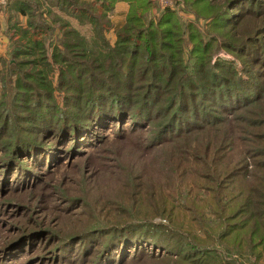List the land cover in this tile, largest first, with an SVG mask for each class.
Masks as SVG:
<instances>
[{
    "label": "trees",
    "instance_id": "obj_1",
    "mask_svg": "<svg viewBox=\"0 0 264 264\" xmlns=\"http://www.w3.org/2000/svg\"><path fill=\"white\" fill-rule=\"evenodd\" d=\"M61 1L93 25L95 41L89 47L70 30L58 37L31 13L28 29L44 35L31 44L53 48V62L36 76L16 63L13 93L0 96V192L7 193L0 213L16 204L27 209L22 215L40 210L24 196L67 165L75 194L51 197L60 196L59 213L77 217L78 228L65 230L60 218L56 231L19 221L22 232L4 238L0 264L30 252L36 258L20 264H241L219 246L264 262V0H183L197 20L210 21L206 33L174 11L155 14L153 0ZM121 3L129 9L112 44L109 15ZM15 9L28 16L35 6ZM88 48L98 51L84 60ZM107 153L115 161L120 153L150 157L149 181L131 176L122 196L111 195L119 184ZM53 238L50 257L37 254Z\"/></svg>",
    "mask_w": 264,
    "mask_h": 264
},
{
    "label": "rangeland",
    "instance_id": "obj_2",
    "mask_svg": "<svg viewBox=\"0 0 264 264\" xmlns=\"http://www.w3.org/2000/svg\"><path fill=\"white\" fill-rule=\"evenodd\" d=\"M75 1V0H72ZM154 3H156L157 7L153 11L155 14L159 10H171L177 13L179 18L185 22H193L198 23V26L200 28V31L202 33H206L207 26L209 24V20L200 19L197 20L195 15L189 11L186 7V4L183 0H153ZM16 2H29L33 6H35V10L31 11L28 16H19L17 13L16 8ZM76 2V1H75ZM92 0H78L76 3L77 5L87 6L89 3H91ZM65 4H68L65 2ZM94 7L101 10V7L98 6V4L93 3ZM72 10H68V6L63 4V1L61 0H13L12 2L7 1L5 4H0V96L1 94H8V91L10 93H13L12 89H7L9 87V80H16L18 77L10 76L13 72L12 70L16 69L14 65L16 63L19 64V68L26 72L27 76L35 75L36 70H41V68L44 67V64L46 62H53L52 59V50L53 48H33L31 40L35 39V41L43 40L44 35L41 33L36 34L35 31L28 29L30 20H33L31 17V13H36L38 16H40L41 21H47L52 26L56 27L58 29V37L62 36L66 30L67 31H77L79 34L86 39L87 45L90 47V45L94 44L95 36H94V30L93 25L87 21L82 20L77 15H74V7L71 6ZM129 6L125 3H121L116 7L115 13L109 15V19L112 22L113 26L110 28L109 32L107 33V37L110 40L112 44H114L117 40L116 31L121 26H123L126 22V14L128 12ZM77 16V17H76ZM84 19V18H83ZM253 23V22H252ZM256 24L258 22H255ZM249 24V23H248ZM246 24V25H248ZM66 25V26H65ZM245 26V25H244ZM57 43L59 41H56ZM78 52L84 53L82 48H79ZM84 49V48H83ZM89 51L85 55L84 54V60H89L92 58L93 54L97 53L98 48H88ZM43 50H45L43 52ZM17 51L19 55L14 56L13 52ZM49 51V52H48ZM220 56L225 57L227 59H231L232 57L228 54L221 53ZM43 57V58H42ZM42 59L39 63L38 61ZM25 62V63H21ZM38 63V66H37ZM13 68V69H12ZM37 74V73H36ZM36 76V75H35ZM33 76V77H35ZM20 78V76H19ZM23 76L21 79H24ZM28 79V78H27ZM28 81L34 83L32 79H28ZM55 84H57V79L55 78ZM109 142L113 141V133H108ZM111 147V144L109 145V148ZM119 150V149H118ZM117 150V151H118ZM123 153H126L125 151H121ZM128 155V154H126ZM108 159V165L110 168V171L114 172V175L116 176V179L118 180L119 187L114 189L112 192H110L111 195H120L122 196V192L120 190V187L123 186V188H126V185L132 186V184L135 182V179H132L131 176L138 177L140 181H142V184L144 185L146 182H148V178L151 176V172H147L144 167H146L145 162L148 163L147 167L149 165L153 164V159L150 157L146 159H135V157L138 156H124L121 153L116 158L117 161L114 160L115 154L107 153L105 155ZM145 162H144V161ZM133 163H138L139 165H135ZM116 165V168L114 167ZM67 167V165H65ZM62 168L60 172L56 173L54 175V178L49 180L47 177L43 180V177H41L40 181L38 183H43V186L45 182L49 185H47L45 188L41 189V191H36L34 194L24 196L25 200L22 202H25L26 205H28L29 208L35 209V205L40 210H36L35 212L31 213V211H28L27 215H22L27 210L26 208L20 207L19 205H12L10 210L3 211L0 213V249L3 248L5 245V241H11L13 238L18 237L21 232L22 228H19V221L24 225V227H31L36 224L37 221L42 222L40 223L43 228H48L52 231H56L57 228L55 224L59 221L60 218L63 224L64 229H70L68 227H71L73 229V225L78 228V218H70V217H62L59 212L60 207L58 204L59 201L57 198L60 196H55L54 198L51 197L52 192L54 190H57L58 192H74L71 187L74 184V180L71 178L72 172L74 169L67 167ZM116 173V174H115ZM152 174L155 176L157 174V171L154 170ZM66 175V178L63 177ZM133 180V181H132ZM129 182V183H128ZM34 187H36L38 185ZM128 183V184H126ZM126 184V185H125ZM76 187H74L75 189ZM76 191V189H75ZM5 193V194H4ZM36 193V195H35ZM80 195L83 197H86L88 194L87 191H85L84 188H81L79 191ZM75 194V192H74ZM91 194V193H90ZM157 193L154 192L152 196L155 197ZM7 193L6 192H0V200L5 199ZM47 195L51 199H55L53 202H47ZM90 201H93V196L89 195ZM46 200V203H45ZM149 203L155 202V199L149 198ZM146 201V196H144V202ZM46 204L51 208L48 210V207ZM47 207L46 209H44ZM23 210V211H22ZM37 212V213H36ZM162 219L154 217L155 222H160ZM164 223H168L167 220H163ZM4 238L6 240H4ZM55 239L51 240V242L48 244L49 246L47 249L43 251L37 252L39 255H44L46 258L50 257V253L48 250H52L53 243ZM221 247V246H219ZM218 248L220 254L234 258L239 261L241 264H254L255 258L253 255L248 254L247 256H243L241 254H238L236 252L226 253L224 251V248ZM26 258V259H25ZM29 258H36V252H30L26 257H24L23 261L20 260L18 262H14L13 264H20V262H25ZM36 263V262H35ZM260 264H264V262H261Z\"/></svg>",
    "mask_w": 264,
    "mask_h": 264
},
{
    "label": "built area",
    "instance_id": "obj_3",
    "mask_svg": "<svg viewBox=\"0 0 264 264\" xmlns=\"http://www.w3.org/2000/svg\"><path fill=\"white\" fill-rule=\"evenodd\" d=\"M8 0H0V4H5Z\"/></svg>",
    "mask_w": 264,
    "mask_h": 264
},
{
    "label": "crops",
    "instance_id": "obj_4",
    "mask_svg": "<svg viewBox=\"0 0 264 264\" xmlns=\"http://www.w3.org/2000/svg\"><path fill=\"white\" fill-rule=\"evenodd\" d=\"M13 0H10V2H12Z\"/></svg>",
    "mask_w": 264,
    "mask_h": 264
}]
</instances>
